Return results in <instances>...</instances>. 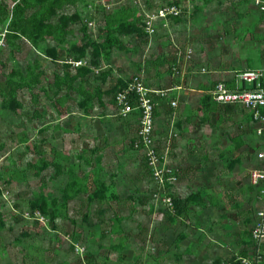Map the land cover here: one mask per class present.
Masks as SVG:
<instances>
[{"label":"rangeland","instance_id":"374dc122","mask_svg":"<svg viewBox=\"0 0 264 264\" xmlns=\"http://www.w3.org/2000/svg\"><path fill=\"white\" fill-rule=\"evenodd\" d=\"M263 1L0 0V264H170L188 202L238 200L248 111L204 89L264 61Z\"/></svg>","mask_w":264,"mask_h":264},{"label":"crops","instance_id":"0c3cea01","mask_svg":"<svg viewBox=\"0 0 264 264\" xmlns=\"http://www.w3.org/2000/svg\"><path fill=\"white\" fill-rule=\"evenodd\" d=\"M260 65H264V61ZM213 76L221 78L229 88L246 85L244 81L230 78L226 74L221 77V73L217 71ZM187 80L192 85L198 82L194 76H190ZM221 80L219 79L218 82ZM198 84L206 86V83ZM214 84L204 89L208 96ZM182 85L183 79L177 88L181 89ZM192 95L193 92L188 91L184 96L190 98ZM224 106L243 108L235 104ZM247 111L248 118L242 114L237 118L244 126V132L237 133L234 142L235 155L240 157L242 162L248 163L246 168L250 172L251 169L264 165V160L258 157V153L264 150V135L257 133L258 124L253 121L251 111L248 109ZM223 151L231 153L227 152L226 148ZM213 174L215 173H209V178H213ZM217 174L220 177L227 176L226 173ZM235 176L244 178L240 188L237 189L238 200L230 201L220 188L208 186L207 193L200 194L203 198L202 206L188 202L184 209L185 215H180V222L176 221V224L179 223L180 226L177 235L172 236L174 240L177 237L176 241L179 244L171 252L170 264H241L233 259L237 256L254 255L256 248L252 238V227L259 218L258 211L264 210V182L254 186L249 182V173H236ZM262 251L264 253V243Z\"/></svg>","mask_w":264,"mask_h":264},{"label":"built area","instance_id":"2783aa9c","mask_svg":"<svg viewBox=\"0 0 264 264\" xmlns=\"http://www.w3.org/2000/svg\"><path fill=\"white\" fill-rule=\"evenodd\" d=\"M260 2V0H257ZM261 9L264 11V1L261 5ZM149 32H153L151 27ZM189 57L190 54H187ZM238 78L246 83L243 87L229 88L223 81L216 82L213 88L209 91L210 97L213 101L221 105H240L251 111L252 119L258 124L257 133L264 135V65L258 68L247 69L239 73ZM138 83L131 82L128 89H124L117 94V99L123 102L127 98L129 90L133 87L141 95L142 108L144 118L142 120V127L140 129V140L136 141V146L142 144L145 148V152L149 159V165L155 170V175L159 179L162 186H165V174L169 173L170 178L174 181L177 180L173 173L164 171L162 168H158L159 157L154 146V140L152 137L153 130V116H152V104H150V98L147 97V90L141 81ZM157 92V91H155ZM125 111L130 110V106L123 102ZM176 101H172V104L176 105ZM258 157L264 160V150L258 153ZM249 182L256 186L261 182H264V165L262 167H256L249 172ZM264 192V190H263ZM164 202L173 210V198L166 196ZM258 220L252 227V238L255 244L256 251L253 256L242 257L237 256L233 259L239 261L241 264H264V253L262 251V244L264 243V210L258 211Z\"/></svg>","mask_w":264,"mask_h":264},{"label":"trees","instance_id":"16d2710c","mask_svg":"<svg viewBox=\"0 0 264 264\" xmlns=\"http://www.w3.org/2000/svg\"><path fill=\"white\" fill-rule=\"evenodd\" d=\"M19 10L21 11L20 6L18 5L17 8H16L15 11H14V12L16 13V15H19V14H20ZM13 24H14V25H17V24H18V20L15 19V21L13 22ZM82 53L84 54L85 51H82ZM209 97H210V96H209ZM210 99H211V97H210Z\"/></svg>","mask_w":264,"mask_h":264}]
</instances>
